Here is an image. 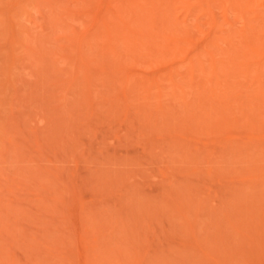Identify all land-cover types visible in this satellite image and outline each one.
<instances>
[{"label":"rangeland","instance_id":"obj_1","mask_svg":"<svg viewBox=\"0 0 264 264\" xmlns=\"http://www.w3.org/2000/svg\"><path fill=\"white\" fill-rule=\"evenodd\" d=\"M0 264H264V0H0Z\"/></svg>","mask_w":264,"mask_h":264}]
</instances>
